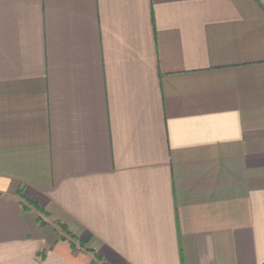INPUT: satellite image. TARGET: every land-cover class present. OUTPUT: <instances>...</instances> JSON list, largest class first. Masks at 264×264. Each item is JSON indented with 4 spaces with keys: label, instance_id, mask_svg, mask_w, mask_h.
Here are the masks:
<instances>
[{
    "label": "crops",
    "instance_id": "1",
    "mask_svg": "<svg viewBox=\"0 0 264 264\" xmlns=\"http://www.w3.org/2000/svg\"><path fill=\"white\" fill-rule=\"evenodd\" d=\"M0 264H264V0H0Z\"/></svg>",
    "mask_w": 264,
    "mask_h": 264
}]
</instances>
